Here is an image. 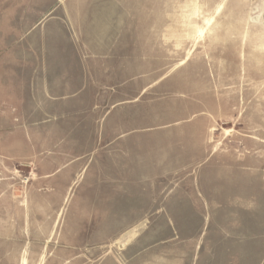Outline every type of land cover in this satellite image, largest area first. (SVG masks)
Here are the masks:
<instances>
[{
    "label": "rangeland",
    "instance_id": "1",
    "mask_svg": "<svg viewBox=\"0 0 264 264\" xmlns=\"http://www.w3.org/2000/svg\"><path fill=\"white\" fill-rule=\"evenodd\" d=\"M140 2L150 25L142 18V38L126 35L122 53L90 64L65 158L56 162V87L32 85L31 71L29 85L13 72L0 87V264H144L164 242L174 263L203 264L205 249L222 254L233 240L230 213L258 206L234 180L264 190V0ZM170 195L194 213L172 226L151 213ZM112 206L141 214L91 213Z\"/></svg>",
    "mask_w": 264,
    "mask_h": 264
},
{
    "label": "crops",
    "instance_id": "2",
    "mask_svg": "<svg viewBox=\"0 0 264 264\" xmlns=\"http://www.w3.org/2000/svg\"><path fill=\"white\" fill-rule=\"evenodd\" d=\"M137 1L135 5L133 0H0V87L14 85L13 72H20L15 76L16 79L20 78L21 85L23 81L25 86L29 85L23 78V73L28 71L35 72L32 85L56 87V162L68 156L76 145V127L69 119L72 107L75 110L78 108L70 104L78 99L84 102L85 97L81 93H85V88L93 84L89 79L92 78L89 76L92 70L90 64L95 57L101 56L109 62L113 56L122 53L120 45L126 35L134 40L142 38V18L144 25L149 27V16H142V4L140 0ZM99 23L106 26L93 30V24ZM77 24H90L93 31L82 37ZM82 109L79 106V110ZM61 118H64L63 124L58 123ZM108 145L103 144L101 149L108 150L105 149ZM102 161L109 160L102 158ZM112 161L113 166H120L117 159ZM70 162L66 161L64 165L69 166ZM105 165L108 167L109 163ZM255 183V180L247 177L234 180V184L241 185L240 198H257L258 206L254 208L250 203V207L245 205L242 212L230 213L228 224L233 240H229L222 254L214 244L205 249L203 264H220L222 260L219 256H223L228 264H264V190H257ZM115 190L114 198L119 199V188ZM139 198L138 195L140 201ZM165 198L168 200L164 208L151 210L152 214L160 216L157 219L159 223L172 226L173 215L194 214L187 206L172 205L174 199L184 204V195ZM91 213L136 215L141 214V208L101 207V211ZM237 230H243L245 238L236 239ZM253 231L260 232V235L253 237ZM158 232L160 234V228L153 229L150 235L157 236ZM166 244L153 245L154 249L148 252L153 259L149 263L146 260L144 264H178V260L175 263L173 260V246ZM177 251L187 253V249L183 251V248H177Z\"/></svg>",
    "mask_w": 264,
    "mask_h": 264
}]
</instances>
